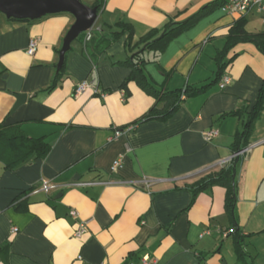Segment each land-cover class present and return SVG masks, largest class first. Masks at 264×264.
<instances>
[{
	"label": "crops",
	"instance_id": "1",
	"mask_svg": "<svg viewBox=\"0 0 264 264\" xmlns=\"http://www.w3.org/2000/svg\"><path fill=\"white\" fill-rule=\"evenodd\" d=\"M214 1L81 0L87 7H102L94 30L127 23L135 42L169 22L189 20ZM242 19L249 34L264 33L256 12L241 16L214 10L170 41L163 53H147L145 74L153 88L173 92L211 84L217 54ZM74 23L69 13L34 21L0 15V125L18 126L51 148L45 159L32 158L13 169L0 161V245L11 243L0 264H127L143 257L157 264H264V110L249 137L253 148L236 166L234 213L226 212L223 186L201 192L194 202L192 190L235 154L236 134L264 82V54L253 44L236 46L228 56L234 60L225 70L231 78L225 90L219 82L183 99L167 120L137 124L156 101L136 83L127 92L121 89L131 69L113 63L126 60L127 35L97 66L83 44L74 41L62 81L47 91ZM31 39L39 40L33 56L27 54ZM84 81L105 96L86 92L76 97ZM18 96L27 100L16 108ZM242 108H247L243 116H228ZM131 125L133 131L110 140L115 128ZM212 130L219 136L208 142L205 134ZM119 158L123 165L112 174ZM144 178L155 184L137 185ZM42 181L57 190L34 193ZM108 182L118 184H101ZM19 203L24 209L17 210ZM72 210L87 222L82 240L74 238L78 221L70 216ZM237 235L243 238L245 262L236 254Z\"/></svg>",
	"mask_w": 264,
	"mask_h": 264
},
{
	"label": "trees",
	"instance_id": "2",
	"mask_svg": "<svg viewBox=\"0 0 264 264\" xmlns=\"http://www.w3.org/2000/svg\"><path fill=\"white\" fill-rule=\"evenodd\" d=\"M228 0H216L202 11L191 17L183 23H167L162 29H153L145 36L141 37L138 41H134V28L127 23H120L117 25L116 30L91 32L92 38L90 41L85 42L86 33L81 34L76 41L83 44L84 54L91 62L97 66L99 60L106 53V51L116 42L121 40L123 36L127 35L125 43L126 60L123 62H115L113 65H121L131 69V73L125 82L122 84L121 89L128 90L130 83H136L146 94L153 97L156 101L151 110L144 115L137 124L150 122L153 120L165 121L172 116L183 102L182 96L185 98L195 97L204 94L211 86L221 81L225 74V70L234 60L228 58L233 49L240 44H253L259 51L264 54V33L249 34L246 31V21L244 19L238 20L230 29L227 36V43L223 51L219 52L216 57L218 64V71L215 80L199 89H186L177 90L173 92L156 91L150 83L145 74V67L148 64L146 59L147 53L161 54L165 51L167 45L174 38L178 37L185 31L192 28L205 14H209L214 10L223 9ZM98 13L101 11V5L96 6ZM13 21H31V20H15ZM71 51V49L66 53ZM66 60L62 68L55 74L52 85L48 88V92L53 91L58 84L62 81L65 74ZM163 105L160 109L159 106ZM264 110V82L259 92L256 104L247 113V108L230 113L228 116L241 117L247 113V121L244 124L243 130L236 134L234 143V153H238L249 145V137L254 131V124L260 118ZM50 146L44 139H32L28 137L18 126L5 128L0 125V161H2L7 168L13 169L32 158L45 159L50 152ZM240 158H235L229 166L223 167L216 173H210L201 178L192 188L194 198L201 192L207 191L215 185H221L227 190V198L225 209L226 212L232 215L234 213V205L236 200V187H235V173L236 166ZM23 205V203H21ZM20 203L16 205L17 210L24 209L25 206ZM243 238L237 235L236 241V254L240 262H245L246 253L242 246ZM11 243L7 242L0 245V261L6 260L10 253Z\"/></svg>",
	"mask_w": 264,
	"mask_h": 264
},
{
	"label": "built area",
	"instance_id": "3",
	"mask_svg": "<svg viewBox=\"0 0 264 264\" xmlns=\"http://www.w3.org/2000/svg\"><path fill=\"white\" fill-rule=\"evenodd\" d=\"M222 10L225 12L234 13V14H238L241 16L247 15L251 12H256L261 16L262 23L264 24V0H228L227 4L223 7ZM92 31L93 29L86 32L87 35L85 38V42H88L91 40ZM38 44H39L38 39H31V41L29 42L28 50H27V54L29 56H33L35 54ZM230 84H231V78L227 75H224L220 81L219 87L223 91ZM86 92H91L95 96H100V97L105 96V94L99 89L97 85H94L88 81L81 82L77 85L76 90H75V96L78 97ZM182 99H185L184 95L182 96ZM134 128H135L134 125H131L127 127L126 129L115 128L114 135L110 140L111 141L117 140L121 138L122 136H124L125 134H127L128 132L133 131ZM218 136H219V133L215 130H212L205 134V140L209 142ZM252 148L253 146H248L242 149L238 153L234 154L232 158L221 161L219 163L220 166L226 167L235 158L246 157L247 155H249ZM122 165H123V158L117 159L111 167V173L115 174L117 170L122 167ZM101 184L110 185V184H118V183L108 182V183H101ZM154 184H155V181L152 179H148V178H144L142 181L137 183V185L145 186L147 188L151 187ZM57 188H58L57 185H54L53 183H50L48 181H42L38 190H35L33 192L34 193L43 192L45 194H50L53 191L57 190ZM70 216L78 221L76 230L74 232V238L77 240H82L88 234L87 222L79 221V214L75 210H72L70 212ZM17 231L18 230L16 228L13 229V233H16ZM102 264H106V263H102ZM127 264H157V262L151 259L150 257H143L142 259H140L139 262H128Z\"/></svg>",
	"mask_w": 264,
	"mask_h": 264
},
{
	"label": "water",
	"instance_id": "4",
	"mask_svg": "<svg viewBox=\"0 0 264 264\" xmlns=\"http://www.w3.org/2000/svg\"><path fill=\"white\" fill-rule=\"evenodd\" d=\"M69 13L75 18L64 41L58 71L62 68L66 53L78 37L94 28L99 13L97 8L85 6L81 0H0V15L7 19L38 20L48 15ZM16 108L26 102L27 96H18Z\"/></svg>",
	"mask_w": 264,
	"mask_h": 264
}]
</instances>
